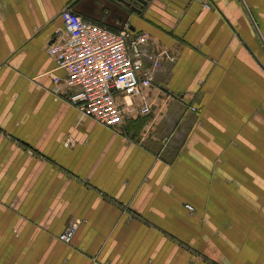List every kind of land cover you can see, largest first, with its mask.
<instances>
[{
	"label": "crops",
	"instance_id": "crops-1",
	"mask_svg": "<svg viewBox=\"0 0 264 264\" xmlns=\"http://www.w3.org/2000/svg\"><path fill=\"white\" fill-rule=\"evenodd\" d=\"M125 1L0 0V264H264V0ZM64 7L175 56L149 116L54 97Z\"/></svg>",
	"mask_w": 264,
	"mask_h": 264
},
{
	"label": "built area",
	"instance_id": "built-area-1",
	"mask_svg": "<svg viewBox=\"0 0 264 264\" xmlns=\"http://www.w3.org/2000/svg\"><path fill=\"white\" fill-rule=\"evenodd\" d=\"M60 17L63 34L48 47L57 68L65 71L64 77H53L54 97H63L82 115L107 127H117L125 118L149 116L155 97L145 91L152 86L154 71L163 61H174L170 50L146 48L148 33L111 30L83 19L71 7H64ZM184 206L193 210L189 204ZM78 223H70L58 239L69 243Z\"/></svg>",
	"mask_w": 264,
	"mask_h": 264
},
{
	"label": "water",
	"instance_id": "water-1",
	"mask_svg": "<svg viewBox=\"0 0 264 264\" xmlns=\"http://www.w3.org/2000/svg\"><path fill=\"white\" fill-rule=\"evenodd\" d=\"M143 3V2H142ZM125 4L130 7V10H137L135 5L137 4L136 0H126Z\"/></svg>",
	"mask_w": 264,
	"mask_h": 264
}]
</instances>
